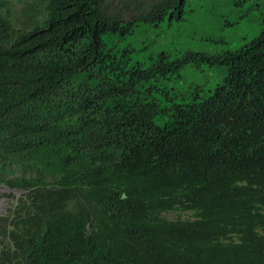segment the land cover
<instances>
[{"label":"trees","instance_id":"obj_1","mask_svg":"<svg viewBox=\"0 0 264 264\" xmlns=\"http://www.w3.org/2000/svg\"><path fill=\"white\" fill-rule=\"evenodd\" d=\"M188 2L0 0V185L21 192L0 264H264V16L235 51L134 59ZM195 57L226 73L178 95Z\"/></svg>","mask_w":264,"mask_h":264},{"label":"rangeland","instance_id":"obj_2","mask_svg":"<svg viewBox=\"0 0 264 264\" xmlns=\"http://www.w3.org/2000/svg\"><path fill=\"white\" fill-rule=\"evenodd\" d=\"M263 12L264 0H189L183 19L167 16L159 25H142L129 39L138 50L133 57L150 64L151 58L160 52L177 60L186 53L217 55L235 51L260 34ZM225 73L224 66L211 65L195 57L194 61L184 63L180 72L174 73L176 77L171 85L178 95H188L199 88V94L206 97L215 90ZM20 194L18 190L0 185V213L7 211ZM166 216L177 215L169 213Z\"/></svg>","mask_w":264,"mask_h":264}]
</instances>
